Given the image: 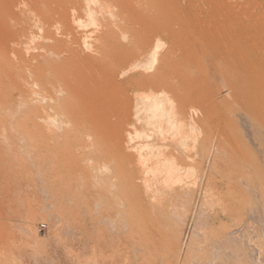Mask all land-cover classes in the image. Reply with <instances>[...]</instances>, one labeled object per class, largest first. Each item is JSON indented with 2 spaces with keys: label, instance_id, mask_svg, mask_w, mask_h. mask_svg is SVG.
Segmentation results:
<instances>
[{
  "label": "bare ground",
  "instance_id": "1",
  "mask_svg": "<svg viewBox=\"0 0 264 264\" xmlns=\"http://www.w3.org/2000/svg\"><path fill=\"white\" fill-rule=\"evenodd\" d=\"M122 1L127 2V0ZM133 1L139 7L131 9L135 10L133 13L135 16L131 19L138 21L137 23L140 22L139 19H142L143 22L142 24L140 22L141 28L137 26L138 29L135 32L131 30L133 33L128 43L123 45L119 41V31L123 30L121 27H125L127 24L123 26L118 22L117 27L115 25H105L97 35L93 49L90 48L91 51H87L88 53L85 56L81 55L82 57H78L77 52L75 54L73 51V54L65 58L62 56L63 54L60 55L61 53L58 54L57 52L54 53L55 55L45 52L49 55L31 56L30 51L15 50L11 46L15 42L12 38L15 39L13 36H17L19 30L17 32L12 31L8 27L9 24L7 27L5 26L7 24L5 20H0V33H2V36L5 35L0 43V66L4 62V65L11 64V61L14 60L12 58L17 56V59L19 58L24 62L23 65L25 66H31V63L36 61L35 67L40 71V73L30 71L36 74L38 78L36 80L34 75L36 81L24 85L21 84V80L25 79L20 76L19 68L17 70H11V68L5 70L4 68L7 66H2L3 72L0 74V168L2 163L4 166L2 167L8 172L5 175L10 176L13 180L15 179V183L11 184L13 190L23 192L22 197H24V201H27L25 203L29 208L27 210L29 211L27 212V221L33 224L29 217H34L35 211L32 212L33 204H35L34 200L39 197V193H41L40 184L43 183L45 195L42 196H45L49 199L47 201L54 205H49L50 207L57 208L58 214L62 216V219L58 218L61 220L62 226L68 227L63 231H66L65 236L68 238L65 239L66 241L59 238L60 240L50 242L44 264H242V260L245 258L248 259L249 264H253L256 254L252 248L253 241L250 240L248 234L250 233V224L257 220L256 210L253 211L252 208H247L246 212L243 213L246 215L243 225L240 219L235 220V227L232 226L222 238L215 239L207 245L205 248L206 254L193 256L191 249H188V241L190 246L192 243L191 238L195 232L193 228L201 220L202 222L205 220V224H209L206 220L208 217L204 218L200 212L195 223L194 217L176 215L174 212L175 214L172 213L170 218L175 220L172 219V222H170L171 220L168 222L164 217L168 216L171 211L164 214L161 206L164 203L165 205L171 203L169 200H166L168 203L165 202L164 199L167 197L162 195L160 188L180 182L178 174L182 172L183 163L190 159L189 151L182 150H185L190 139V132L194 128L192 122H195V119L192 120L193 118L190 117V113L195 110L192 107L193 105L190 106L192 99L190 89L194 86H192L190 78L184 75L185 73L175 71L171 66L183 62V53L192 47L197 49L198 54L213 57L216 60L220 68V75L224 78L227 87L231 89L232 94L236 93L242 100L240 101L248 115L244 113L239 115L238 121L244 131L245 139L251 145V150H254L252 155L257 157L258 163L255 171L260 180L264 179V143H262L264 133L258 129L256 135L254 130L255 120L260 123L261 128L264 130V114L253 105L247 104L245 93L247 89L254 87L253 82L256 79L257 67L264 66V43H262L264 42V23L259 22V17L254 11V13L242 11L243 14H241L242 7L237 0H205L207 2L205 12L199 11L196 7L198 0ZM133 1L131 5H133ZM8 2L9 4L12 3L10 0ZM32 2L38 6H36L37 10L41 9L40 11L47 9V6L52 7L53 4L58 7L63 4L62 0H33ZM77 5L79 6V4ZM188 5L195 7L194 14L189 17L185 16ZM71 6H74V4ZM13 7L10 8L14 10ZM23 8L26 7L23 6ZM77 8V6L64 8L63 5V15L62 13L59 15L62 18L66 16L63 19L75 16L74 14L81 10V7ZM53 10L52 8L51 11ZM86 11L90 12L88 9ZM96 13L90 12L89 16L91 14H93L92 17L98 16V14L103 13V10L100 9ZM37 14H41V12ZM130 15L128 16L130 17ZM0 16V18L3 17L2 14ZM202 16L215 19L210 28L200 25L199 19ZM131 19L129 20L131 21ZM51 20L53 21V19ZM255 25L258 34L243 39L240 35L242 28ZM24 29L27 28H22L19 32L22 33ZM71 33L73 32H68L75 40L83 38V36L74 33L72 35ZM23 34L25 35V33ZM61 35V39L67 36ZM69 37L64 38V40ZM56 39L52 37L46 39L57 44L51 46L52 43L49 46L51 47L49 51H53L55 47L60 45L59 40L61 39ZM161 39L168 43L167 49L163 52L158 50L163 44H161ZM69 40L70 38L67 42L71 43ZM252 41L260 42L262 47L256 48V46L250 45L249 43ZM110 42H112V45L114 43V46H119L113 55L107 54L104 50ZM255 49L261 50V53H256ZM71 50L64 52H70ZM81 50L83 52V49ZM64 54L67 55V53ZM14 61L17 62V60ZM73 61H76L74 62L76 67L73 66ZM154 65L156 66L154 67ZM29 68H32V66ZM74 69L77 71L76 74L82 72L83 76H81H85V80H79L81 82L77 85V81L73 76ZM151 69L153 70L150 71ZM172 70L179 79V84L176 87L170 83V79L174 78ZM81 76L78 79L82 78ZM35 82L37 84L34 87ZM73 82L75 86H73ZM6 83L8 86L13 85L10 86L14 88L13 93H3L1 86H6ZM37 87L38 89H36ZM192 95L194 96V93ZM12 101L15 102V106L18 105L20 111L15 106L13 107ZM192 102L194 101L192 100ZM189 106L194 110L189 112ZM4 107L10 110L15 109L9 111L14 114L11 115ZM4 110L8 114H4L6 112ZM15 111L19 113H15ZM114 112H117L121 118L115 126H109L112 127L111 130H108L106 134L101 133L99 129H97L99 131H94L98 133L99 137V140L94 142L96 144L94 147L108 150L107 153L115 158L114 170H111L108 168L106 156L98 155L97 157L101 156V159L96 158L97 161L95 162L96 159L93 160L91 156H88L90 155L87 153L90 150L88 146L85 147L79 140H83V137L80 139V136H82L81 126L93 128V124L97 121L99 125L107 128L109 124H107L105 118ZM83 113L87 125L84 126L82 120L80 122L81 126H78L76 118ZM5 115H8V117ZM103 126L101 127L103 128ZM7 128L11 129L10 131L13 134L7 131ZM20 129L23 130L22 133L24 132L23 135L26 137L25 142H22L23 140L20 138L21 141L19 142L15 137L18 134L16 133L17 130L21 131ZM132 131L145 142L143 144L141 142L138 144L139 146L135 147L132 144ZM19 137L24 138V136ZM93 138L96 139V137ZM97 143L99 146H97ZM159 143L162 148L166 149L165 152L158 149L157 153H154L158 154L156 158H153L155 157L153 155L144 154L145 149L152 150L156 148L155 144L158 145ZM175 143H180L178 146L182 144L185 148L181 151L175 148L173 151H168V148H172V144ZM221 143V141L218 142L217 149L221 146ZM182 145L181 147H183ZM212 149L208 153V159H212L214 156L215 151ZM93 150L95 152L96 149ZM88 157L93 162H89ZM136 161L142 166L141 168L136 166L134 163ZM22 171L24 172L23 175L18 174ZM211 182L212 175L210 174L207 182L203 183L201 188L207 192L208 188L211 187ZM17 185L18 187H16ZM7 187L8 190L12 189H9L10 185ZM120 187H126L129 193L132 194L130 200L132 205L130 204L129 210L123 214L117 209L118 197L116 193ZM183 188L185 202H195L194 208H197L200 200L199 194H194L195 191L190 190L188 187L183 186ZM252 189L255 194H257L256 192L259 193L256 184ZM199 193L203 192L200 191ZM32 195H36L34 200L31 197ZM14 196L16 195L14 194ZM169 198L175 200L176 196ZM18 199L20 200V198ZM19 200L15 202H19ZM21 203L23 205L22 201ZM232 203H234V200ZM232 205L225 207L222 213L213 216V223L224 219L233 220L239 209L235 204ZM8 209L10 212L17 210H12L11 207ZM21 213L22 211H20ZM68 215L70 220L66 219ZM123 215H126V219ZM40 218L44 222L43 216ZM37 219H39V216ZM31 223L29 224L31 225ZM36 225L34 227L39 224ZM123 226L126 227V231L130 230L127 235L132 237L131 240L125 236L126 239L122 237V234H125ZM164 231H166V234ZM1 233L2 231L0 232V243H2L0 244V249H2V251L0 250V264L19 263L17 261L12 262L16 260V255H18V251H16L18 248H13L17 241L14 237H12L14 240L9 237L11 242L7 243L3 240L6 234L3 236ZM163 233L167 235L166 238L170 237L171 242L166 243L168 244L167 247L164 246L166 254H161L163 256L159 257V246L165 245V242H161L163 239L159 238L165 237H163ZM157 238L160 240L159 242ZM245 239L249 241L247 242ZM26 241L28 242V240ZM129 241L132 245L134 242V245L132 249L128 250L125 247L131 245ZM146 242H151L150 246ZM159 243L162 244L159 245ZM136 245L140 246L136 247ZM24 249L22 245L19 248L23 251ZM150 250H152V255H158L155 256L158 258H150L151 253L148 257L147 254ZM20 264L23 263L20 262Z\"/></svg>",
  "mask_w": 264,
  "mask_h": 264
},
{
  "label": "rangeland",
  "instance_id": "2",
  "mask_svg": "<svg viewBox=\"0 0 264 264\" xmlns=\"http://www.w3.org/2000/svg\"><path fill=\"white\" fill-rule=\"evenodd\" d=\"M11 1H12V3L9 4L8 0H0V3L2 5V6L0 5L1 6L0 10L2 9L1 10L2 12L0 11V13L4 17V18L3 17L0 18V20H5V23H7V24H5V26L7 27V25L9 24L8 27H9V29H12V31L17 32V30L20 31V30H22V28H27V29H24L26 31L23 30L22 33H20L18 31L17 36L16 35L13 36L15 39L12 38L13 42L15 41L14 44H11V42H10V44L15 50L21 49L24 52L30 51L29 54L31 56H40V55L44 56L48 53L54 54L57 52L58 54L61 53L60 55L63 54L62 56L67 58V57H69V55L73 54L72 51L75 54L77 52L78 57L79 56L82 57L81 55L85 56V54H87L89 51H91V49H93L92 47L95 46V41H96L95 39H96L97 35L99 34L100 30L102 28H104L105 25H113V26L115 25L117 27L118 22L123 24V26H125L127 24L125 27H121L122 25H118L121 28H123V30H124L123 31L121 29L119 31L120 32L119 41L124 45V44L128 43L129 38L131 37V34L133 32H135V30H137L138 28H141L140 25L143 22L142 19H139L136 17L135 18L139 19L141 24H140V22L137 23L138 21L131 19L132 17L135 16V14L133 15L135 10H131V9L132 8L136 9L139 7L136 5V3H134L133 0H132L133 5H131L132 1H129V0H127V2H125V3L123 1L121 2V0H117L119 2H117L116 0H73V1L71 0L69 2L71 4H69L67 2L69 0H62L63 4L59 3V4H61L60 7H62V8H63V5H64V8L65 7L73 8L76 6L78 8L81 7V10L78 12L79 14L76 13V14H74L75 16H70L66 19H63L66 16H64L62 18V16L59 15L60 13H62V8L56 6L55 4H53L52 7L47 6V9L40 11L41 9L39 8L37 10V8H36L37 5L33 4L34 3V2H32L33 0H10V2ZM74 1H75V3L78 2L77 4H79L80 7L77 4H75ZM128 1L131 3H129ZM198 1H199L198 3H200V4L197 3L196 7H198L199 11L205 12L207 10V7H206L207 2L205 0H198ZM237 1L240 2L239 5L241 4L240 6L242 7L240 10L241 14H243L242 11H245L246 13H248V12L254 13L255 12L257 17H259L258 18L259 22L264 23V0H237ZM73 4H74V6H71ZM31 5H32V7H31ZM121 5L125 6L127 8H125V7L122 8ZM23 6L26 8H23ZM10 7H13L14 10ZM27 7H30V8H27ZM52 8L54 9L53 10L54 12L51 11ZM87 9L90 10V12H92V13H94V12L96 13L97 11L102 9L103 13L98 14V16L95 15V16H97L96 17L97 19H96L95 16L92 17L93 14H91V16H89L90 12L88 13V11H86ZM194 9H195V7L188 5L189 11L188 10L185 11V16L189 17V16L193 15ZM35 10H37V11H35ZM49 11L52 13H50ZM38 12H41V14H37ZM130 12H132V13H130ZM45 15H46V17H44ZM62 15H63V13H62ZM128 15H130V17ZM48 16H50V17H48ZM51 19H53V21ZM129 19H131V21ZM184 19H186V18H184ZM261 19H263V20H261ZM132 21H135V22H132ZM214 21H215V19L210 18V17H206V16H202L199 19L200 25L208 27V28H210L213 25ZM113 22L116 24H114ZM123 22H126V23H123ZM195 22H196V20H195ZM55 25H56V27H55ZM28 26H30V27L28 28ZM137 26H138V28H136ZM57 28H59V29H57ZM126 28H128V29H126ZM48 30H51V31H49L50 34L53 32L51 35H54V33H56V32L57 33L54 36H51L49 34ZM70 31H72L74 34H76L78 36H83V38H81V39L78 38L79 40L76 39L77 40L76 41L73 36L68 34V32L70 33ZM23 33H25V35ZM73 33H71V34L73 35ZM240 33H241L240 35H242L243 39L250 38L253 34H258L257 26L255 25L253 27L250 26V27L242 28V31H240ZM0 34H1L0 35V43H1L3 41V36H5V35L2 36V33H0ZM60 34H62L64 36L67 34L68 35L65 37H62V39H61ZM124 34H125V36H123ZM47 36H49V37H47ZM57 36H59V37H57ZM50 37H52L54 39H56V38L61 39V40H59L61 42L59 46H63V47H59V46H58L59 48L58 47H55V48L52 47V48H54V50L52 49L53 51L50 50L51 51L50 52L49 49L51 47H49V46L53 43V41L46 40L47 38L49 39ZM66 37L70 38L69 41H71V43L67 42L69 38L67 40H64V38L66 39ZM58 39H56V40H58ZM48 43H50V44H48ZM262 43H264V42H262ZM161 44H162V46H160L158 48V50L163 52L167 49L168 43L164 39H161ZM249 44L256 46V48L262 47V44L260 42H257V41H254V42L252 41ZM54 45H57V44H55V42H54L51 46H54ZM84 45H85V47H84ZM69 46L71 48H68ZM41 47H43V48H41ZM118 47L119 46H114V43L112 45V42H110L109 45L106 46V48L104 50L107 54L113 55L118 50L117 49ZM40 49H43V50H40ZM81 49H83V52ZM189 49L183 53V55H184L182 58L183 62H178L180 64H175L171 67L173 70L175 69V71H180L181 73H185L184 75L187 76L188 78H190V82H191L192 86H194L193 88L190 89V91H192L191 92V98L192 99H191L190 106L193 105L192 107H194L195 110L189 106V108H190L189 112L194 110L193 112L190 113V117L193 118L192 120L195 119V122L194 121L192 122V124H194V125H192L194 128L190 132V139L187 143L188 146L186 144V148L182 144L181 145L183 147H181V145L178 146V144H180V143H175V144H172L173 145L172 148L171 147H169L170 149L168 148V151L169 150L173 151L174 148L177 150L179 149L178 151H181L182 149L185 148V150H182V151H186V152L189 151L188 153L190 155V159L187 160L186 163L185 162L183 163V167L181 168L182 172H180V174H178V178H179L180 182H177L176 184H173V185L171 184L168 187L162 186L160 188L162 195L164 197H167L164 199L165 202H167L166 200H169L171 203L168 205H165V203H164L161 206L164 214H168V212L171 211V213L169 212V215L165 216L164 219H166L168 222H169V220H171L170 222L175 220L173 218H170V217H172L171 216L172 213L173 214L176 213V215H179V214L184 215V216H187L189 218L194 217L195 223L197 221V216L200 212L202 213V216H204V218L208 217V218H206V220L209 222V224H205L206 221L204 220V222H202V220H201L198 222L199 224L195 228H193V231H195V232L193 233L194 236L191 235L192 236V238H191L192 243L190 246H189V241H188V249H191V254L193 256H201V255H204L207 253L205 248L207 247V245L210 242H212L215 239L222 238L223 235L228 231V229L232 228V226L233 227L236 226V225H234L235 220L240 219L241 224L243 225V223L246 220L245 219L246 215L243 213L246 212L247 208L248 209L252 208L253 211L256 210V212H257V217H256L257 220L253 221L250 224V233L248 234L250 237V240L253 241V247L252 248L254 249L255 254H256V259L254 260L253 264L254 263L255 264L256 263L257 264H264V179L260 180L256 171H255L257 163H258L257 157L252 155V152L254 150H251V148H250L251 145L245 139L244 131L241 128L239 121H238V116L243 114V113L247 114V111H246L244 105L241 103L242 100L240 99V97L238 95H236V93L232 94L231 89H229L227 87L224 78L220 75V68H219V65L216 63V60L213 57H209L206 55L202 56V55L198 54V52L196 51L197 49L194 47L189 48ZM192 49H194V50H192ZM69 50H71V51L70 52H64V51H69ZM41 51H43V52H41ZM45 52H48V53L45 54ZM255 52L259 54V53H261V50L255 49ZM64 53H67V55ZM15 58H12V59L17 60V62L14 60L11 61L12 66H15V67H12L11 64L4 65L5 64V62H4L3 63L4 66H7V67L11 66L8 68L6 67L4 69L6 70V69L11 68V70H13V69L17 70L19 68L18 72L21 73L20 76L22 77V79L27 80V81L21 80V82H22L21 84L28 85V82L32 83L35 80L34 75L36 76V80H37L38 76L36 74H33L32 72H30V71H33V72L35 71L37 73L38 70L35 67L37 62L33 61L31 63L32 68H29L31 66H25V65H23L24 62H22L19 58L17 59V56H15ZM74 62H76V61H73L72 64H74ZM145 62L148 63L147 60H145ZM3 65L0 66L1 67L0 68L1 69L0 74H2V72H3V70H2L4 67ZM73 66L76 67L75 64ZM155 66L156 65H154V67ZM154 67H153V69H154ZM28 69H30V70L28 71ZM153 69H151L150 71H152ZM173 70H172V75L174 78L170 79V83L172 84V86L176 87L179 84V79L173 73ZM38 72L40 73V71H38ZM76 72L77 71L74 69L73 76L75 78L74 77L73 78L77 81V82L75 81L76 85H77V84H79V82H81L79 80H82V79L85 80V76L82 77L83 76L82 72H80L79 74L77 73L78 75L76 74ZM80 76L82 78L78 79ZM36 84L37 83L35 82L34 87L36 86ZM73 84H74V82H73ZM253 84H254L253 85L254 87L252 89L249 88L245 91L246 98H247L246 102L248 105H253L261 113L264 114V66L257 67V75H256V79L254 80ZM10 86H13V85L11 84L8 86V84H7L6 86H4V85H3V87L1 86V89L4 91L3 92L4 94L5 93L11 94V92L13 93L14 88L10 87ZM73 86H75V84ZM3 88H5L6 90ZM11 89H13V90H11ZM36 89H38V87ZM193 93H194V96L192 95ZM192 100L194 102H192ZM14 103H13V101L11 103L13 105V107L15 106ZM12 105H10V106H12ZM17 106L18 105H16L15 107L20 111L21 109H19ZM4 108L7 109L8 112L15 110V109L10 110L9 108H6V107H4ZM4 111H6V110H4ZM16 112L19 113L18 111H15V113ZM9 113H11V112H9ZM4 114H8L7 111L4 112ZM13 114L14 113H11V115H13ZM192 114H194V115H192ZM81 115H82V117H81ZM81 115H80V117L76 118L77 119L76 123L79 126L81 124L80 122L83 120L84 122L82 121V123L85 126V124L87 123L86 118L83 117L85 114L83 113ZM118 115L119 114L117 112H114L105 118L107 120V124H109V125H107V128L104 127L103 125H99L97 121L93 124V128L89 127V126H87L88 128L87 127L85 128V127L80 125L81 126L80 128L82 129L81 130L82 136H80V139H81V137H83V140L81 139L79 141H81L85 147L88 146V149H90V150L87 149L88 150L87 153L90 155H88V154H86V155L91 156V159H93V160L96 158L98 160H100L101 156L97 157L100 154L106 156L108 168H110L111 170H114L115 158L113 156H111L109 153H107L108 150L102 149L101 147H99L98 149L94 147V146H96V144L94 142L99 140V137L97 135L98 133H95V132L100 130L101 133L104 132L103 134H106L108 130L112 129V127H109V126L110 125L115 126V124L118 122V120H120L121 117ZM132 115H133V113H132ZM5 116L8 117V115H5ZM130 117H132V116H130ZM249 117L252 118L250 115H249ZM254 122H255L254 130L256 132V135H257L256 130H258V129L262 130V132L264 133V130L261 128L260 123L256 120ZM97 125H98V127H97ZM101 126H103V128ZM83 128H84V130H83ZM91 128H92V130H91ZM1 129H2V132H4L3 128H1ZM97 129H99V130H97ZM10 130L11 129L7 128V131H10ZM20 130L21 131L17 130L16 133H18V134H16L17 136H15V137L18 139L19 142L21 141L20 139L23 140L22 142H25L26 137H25V135H23L24 132L22 133L23 130L22 129H20ZM105 130H106V132H105ZM10 132L13 134L12 131H10ZM10 132H9V134H11ZM20 132L22 135L20 134ZM6 133H8V132H6ZM131 135L133 137L132 144L135 147L139 146L138 144H140L141 142H142V144L145 142L143 139L138 138L139 135H136V133L134 131H132ZM19 136H24V138L19 137ZM93 137H96V139H94ZM220 141L222 142L221 146L217 149L216 146H217L218 142H220ZM91 143H93L94 145L92 146ZM262 143H264V140H262ZM158 145L155 144L156 148H154L152 150H148V149L146 150L145 149L144 154H146V155L150 154V155L155 156L153 158H156V156L158 154H154V153H157L158 149L162 150L163 152L166 151L165 148H162L160 146V143ZM97 146H99L98 143H97ZM261 146H263V145H261ZM211 147L214 149L215 152L213 154L214 155L213 158L208 159V153L212 149ZM215 148H216V150H215ZM93 149H96L95 152ZM155 149H157V150H155ZM92 150H93V152H91ZM89 151L92 153V155ZM153 151H156V152H153ZM91 159L88 157L89 162H91V161L93 162V160H91ZM97 159L94 161L96 162ZM138 161H136L134 163L136 164V166H139L141 168L142 166L139 164ZM2 166L3 165L1 163L0 176H2V177L0 178V181H1L0 186L1 185H3V186H1V188H0L1 189V192H0V218H1L0 219V225L2 224L0 226V229L2 231L1 234H3V236H4V234H6L5 239H3V240H5V242L8 243L10 241L9 237L10 238L14 237L15 241H17L15 243V246L13 245V248L14 247L18 248V250H16V251H18L17 252L18 255H16L17 256L15 258L16 260H14L12 262H15V261L19 262L16 264H20V262L23 264H33V263L34 264H44L45 263L44 260L46 258L47 252L49 250L50 242H52V241L55 242L57 240H60L59 238H62L64 241H66L68 239L65 236L66 231L65 232H63V231L68 227L62 226V222H61V220H59V219H62V216H60L61 214H58L56 207L55 208L50 207L51 205L52 206H54V205L52 203L48 202L49 199H47L45 196L44 197L42 196V195H45L44 190H43V186H44L43 183L40 184L41 190L40 189L39 190L41 193H39L40 194L39 197L37 199H35L36 195L31 196L33 200L35 199L34 200L35 204H33L34 207L32 210V212L35 211L34 212L35 214L32 213V214H34V217H32V216L29 217V220L33 221V224L31 222L27 221L26 220V218L28 217L27 212H29L27 210L29 208L27 207V205L25 203L27 201L26 200L24 201V197H22L23 192L13 190V185H11V184L15 183V179L13 180L10 176L8 177V175H5L8 172L6 171V169L3 168L4 166L3 167ZM22 172L18 173V174L23 175L24 172L23 173ZM206 173L208 174V176ZM210 174L212 175L211 187H209L207 192H205L201 188V185L203 186V183L207 182ZM21 175H20V177H22ZM11 180H12V182H11ZM3 183H5V184H3ZM7 183H9V184H7ZM6 184H7V186L10 185L9 189H11V188L12 189L8 190V187L5 186ZM255 184H256L257 189H259V193L256 192L257 194H255V192L252 189V187L255 186ZM183 186L186 188L188 187L190 190H194L195 191L194 194H196V195L199 194L200 200L198 202L197 208H194L195 202H189V203L185 202V199L183 198V193H184ZM16 187H18V185ZM2 189H4L5 191ZM200 191H202L203 193H199ZM6 192H7V194H6ZM8 192H10V193H8ZM14 192H16V193H14ZM9 194H10V196H8ZM14 194L16 196H14ZM6 195L8 196L7 198L5 197ZM116 195L118 197L117 198V204H118L117 209L121 212V214H123V213L127 212V210H129V208L132 205L130 203V200L132 199V194L129 193V191L126 187H120V188H118V192L116 193ZM171 196H176V199L173 200V198H169ZM12 197H14V198H12ZM18 198H20V200ZM44 198H46V199H44ZM196 198H197V196H196ZM15 199L19 200V202H15V201H17ZM233 200H234V203H232ZM21 201L23 202V205H22ZM2 202L6 203V204H3ZM232 204H235L236 207L239 209V211L234 216L235 218L233 220L232 219H224L222 221H216V223H213V220H212L213 216H215L216 214L222 213V211L224 210L225 207L233 206ZM6 205H8V206H6ZM12 205H14V207H12ZM1 206H3V207H1ZM9 207H11L12 210L13 209H17V210H13V212H10V210L8 209ZM19 209H21V210H19ZM20 211H22L21 214H20ZM36 211H37V213H36ZM165 212H167V213H165ZM37 214H39V215H37ZM40 214H41V216H43L44 222L41 220ZM57 215L60 216L61 218L58 217ZM38 216H39L40 220L37 219ZM54 216H56V217H54ZM123 217L125 218L126 215H123ZM30 218H33V219L31 220ZM66 219L70 220L69 215H68V218H66ZM55 220H57V221H55ZM28 222L31 223V225ZM36 224L37 225L39 224L40 226L39 225L37 226ZM34 225H36L37 227H34ZM29 227H32V228L29 229ZM36 228H37V230H36ZM125 228L126 227L123 226V230H124L123 232H125V234H122V237L125 236L131 240L132 237L127 235L128 234L127 232H130V230L127 227V229L129 231H126ZM164 232L166 234V231H164ZM62 233H64V234H62ZM8 234H9V236H8ZM26 234H28V235H26ZM165 234L164 233L162 234L163 237L165 236L164 238L159 237V238L163 239V241L161 240L162 243L165 242V245L162 243H159V245L160 244H162V245H160V246L158 245L159 246L158 251H160V252H158L159 257H162L164 254H166V252L164 251L165 247H167L166 245H168L166 243L171 242L169 239L170 238L169 235H168L169 238H166L167 235H165ZM37 236H39V237H37ZM28 237H30V238H28ZM32 237H36V238H32ZM63 237H65V238H63ZM14 239L12 238V240H14ZM25 239L28 240V242H30V243H28ZM34 239H36L37 241H35ZM18 240L20 243L18 242ZM157 240H158V238H157ZM159 241L160 240H158V242ZM245 241L248 242L249 240L245 239ZM173 242H175V241H173ZM129 243H130V241H129ZM136 243L138 244V242H136ZM150 243L146 242V244H149L148 246H150ZM0 244H2V243H0ZM171 244H173V243H171ZM19 245L20 246L22 245V247L25 248L26 250L25 249H24V251L19 250V248H20ZM133 245H134V242H133ZM133 245L132 244L130 246L125 245L126 246L125 248L128 250L132 249ZM140 245H136V247L140 246ZM17 246H19V247H17ZM162 246H163V248H161ZM156 248H157V246H156ZM0 250L2 251V249H0ZM151 251L152 250H150L148 252V254H147L148 257H149V254L151 253ZM152 254L153 253L150 254V256H151L150 258H158V257H155L158 255L154 254V256H153ZM161 254H163V255H161ZM245 260H246V262H245ZM247 260H248L247 258L242 260V264H249V262Z\"/></svg>",
  "mask_w": 264,
  "mask_h": 264
}]
</instances>
